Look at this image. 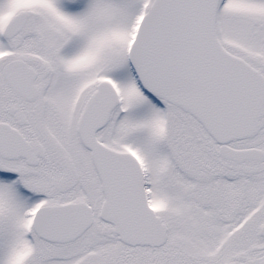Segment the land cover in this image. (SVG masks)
<instances>
[{
  "label": "snow or ice",
  "instance_id": "snow-or-ice-1",
  "mask_svg": "<svg viewBox=\"0 0 264 264\" xmlns=\"http://www.w3.org/2000/svg\"><path fill=\"white\" fill-rule=\"evenodd\" d=\"M0 264H264V0H0Z\"/></svg>",
  "mask_w": 264,
  "mask_h": 264
}]
</instances>
